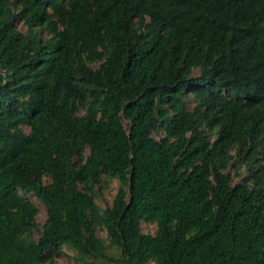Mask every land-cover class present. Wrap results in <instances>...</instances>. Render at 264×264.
Masks as SVG:
<instances>
[{
	"label": "trees",
	"instance_id": "trees-1",
	"mask_svg": "<svg viewBox=\"0 0 264 264\" xmlns=\"http://www.w3.org/2000/svg\"><path fill=\"white\" fill-rule=\"evenodd\" d=\"M68 252L264 264V0H0V264Z\"/></svg>",
	"mask_w": 264,
	"mask_h": 264
},
{
	"label": "rangeland",
	"instance_id": "rangeland-1",
	"mask_svg": "<svg viewBox=\"0 0 264 264\" xmlns=\"http://www.w3.org/2000/svg\"><path fill=\"white\" fill-rule=\"evenodd\" d=\"M117 187H118V182L116 180H112L107 187L101 188L98 193V198L96 199L97 204L100 205L102 208L110 205L112 198L116 193ZM34 202L38 203L36 200H34ZM39 207H40V213H39L38 221L43 222L46 218V213H45L43 206L39 204ZM141 227H142V230L147 233H153L156 229L155 225L149 224L146 222H142ZM98 234L101 236H105V233L100 230L98 231ZM71 256L72 254L68 252L67 254L57 258L55 263L56 264H75Z\"/></svg>",
	"mask_w": 264,
	"mask_h": 264
},
{
	"label": "clouds",
	"instance_id": "clouds-1",
	"mask_svg": "<svg viewBox=\"0 0 264 264\" xmlns=\"http://www.w3.org/2000/svg\"><path fill=\"white\" fill-rule=\"evenodd\" d=\"M37 201V200H36ZM38 202V201H37ZM35 203V202H34ZM39 203V202H38ZM38 203H35L36 205H38ZM40 204V203H39ZM45 210V209H44ZM39 213H40V208H39ZM39 213H38V217H37V221L39 219ZM39 222V221H38ZM44 222V221H43ZM43 222H39V223H43Z\"/></svg>",
	"mask_w": 264,
	"mask_h": 264
}]
</instances>
